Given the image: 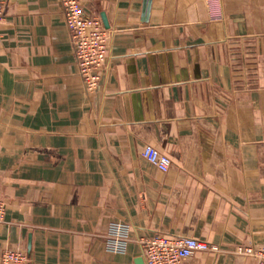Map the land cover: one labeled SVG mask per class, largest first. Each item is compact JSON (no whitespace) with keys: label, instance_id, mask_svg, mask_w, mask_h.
<instances>
[{"label":"crops","instance_id":"1","mask_svg":"<svg viewBox=\"0 0 264 264\" xmlns=\"http://www.w3.org/2000/svg\"><path fill=\"white\" fill-rule=\"evenodd\" d=\"M144 1L81 0L111 32L89 94L60 1L0 0V256L144 264L154 233L217 247L184 264H253L234 249L264 248V0H216L218 20L209 0Z\"/></svg>","mask_w":264,"mask_h":264},{"label":"built area","instance_id":"2","mask_svg":"<svg viewBox=\"0 0 264 264\" xmlns=\"http://www.w3.org/2000/svg\"><path fill=\"white\" fill-rule=\"evenodd\" d=\"M64 14V23L69 33L70 44L74 52L78 75L86 93L93 94L99 85L100 73L106 67L110 48L111 32L106 30L100 19L88 16L81 0H59ZM211 19L218 20L219 6L216 0H209ZM3 6L0 2V18ZM142 158L161 173L170 168V160L156 148L146 145L141 151ZM5 204L0 201V223L3 221ZM108 247L120 252L127 238L124 227H114L110 233ZM144 264H184L197 252L217 251L205 241L189 238L166 236L154 233L138 240ZM234 254L249 257L253 264H264L263 247H236ZM0 264H28V256L20 246L6 247L0 256Z\"/></svg>","mask_w":264,"mask_h":264},{"label":"water","instance_id":"3","mask_svg":"<svg viewBox=\"0 0 264 264\" xmlns=\"http://www.w3.org/2000/svg\"><path fill=\"white\" fill-rule=\"evenodd\" d=\"M144 4H145V10H148V8H149V4H150V0H145V1H144ZM102 22H103L104 27L107 28L108 25H107L106 20H105L104 17H102ZM140 263H141V262L139 261L138 264H140Z\"/></svg>","mask_w":264,"mask_h":264}]
</instances>
